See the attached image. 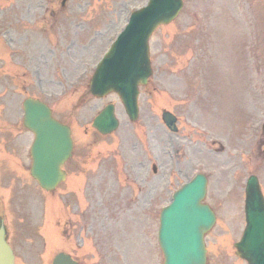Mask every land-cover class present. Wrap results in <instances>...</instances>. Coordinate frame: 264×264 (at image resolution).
Wrapping results in <instances>:
<instances>
[{"label":"rangeland","instance_id":"obj_1","mask_svg":"<svg viewBox=\"0 0 264 264\" xmlns=\"http://www.w3.org/2000/svg\"><path fill=\"white\" fill-rule=\"evenodd\" d=\"M146 1H70L67 12L76 13L79 3L85 14L88 76ZM60 2L0 0V12H58ZM150 52L154 74L141 88L135 122L116 93L93 97L76 90L57 97L56 91L49 100L73 126L74 154L66 181L52 192L26 173L7 182L5 217L18 264H51L59 251L83 264H164L161 208L197 172L209 178L205 202L217 215L206 236L208 264H248L234 243L245 226L247 178L257 174L264 186V163L255 156L264 122V0H184L179 16L154 32ZM68 82L58 76L56 90L59 84L70 90ZM14 90L7 100L0 96V125L22 123L26 95ZM110 102L120 124L103 135L92 122ZM164 110L177 115V131L164 123ZM70 219L84 230L72 223L66 238Z\"/></svg>","mask_w":264,"mask_h":264},{"label":"water","instance_id":"obj_2","mask_svg":"<svg viewBox=\"0 0 264 264\" xmlns=\"http://www.w3.org/2000/svg\"><path fill=\"white\" fill-rule=\"evenodd\" d=\"M182 0H149L144 8L132 13L129 24L97 70L91 91L103 96L111 91L120 94L132 120L138 117L139 85L152 73L149 57V37L162 23H169L180 12ZM169 127L176 130V117L164 113ZM25 124L36 133L32 147V175L48 190L66 178L61 168L73 149L71 129L52 116L47 105L36 100L25 103ZM94 126L108 133L118 126L114 106L108 105L94 120ZM207 178L197 174L173 195L160 217L159 241L165 253V264H206L204 233L215 222V214L202 204ZM247 225L238 254L249 264H264V198L256 176H251L246 188ZM0 264H14V254L7 243L5 228H0ZM54 264H77L69 255L60 253Z\"/></svg>","mask_w":264,"mask_h":264},{"label":"flooded vegetation","instance_id":"obj_3","mask_svg":"<svg viewBox=\"0 0 264 264\" xmlns=\"http://www.w3.org/2000/svg\"><path fill=\"white\" fill-rule=\"evenodd\" d=\"M66 7L62 6L63 10ZM9 10L2 13L0 22V96L6 94L7 100L16 89L26 95L24 99L33 97L48 103L56 91L64 95L69 90L65 84H59L56 90L55 83L61 75L69 81L71 91L75 88L86 92L88 37L81 14L48 11L10 14ZM0 102L5 103V100ZM65 113L64 110L59 114ZM33 138L24 124L0 126V146L6 160L1 163L8 165L13 159L23 166L31 163ZM258 144V154L264 160V135L260 136Z\"/></svg>","mask_w":264,"mask_h":264}]
</instances>
